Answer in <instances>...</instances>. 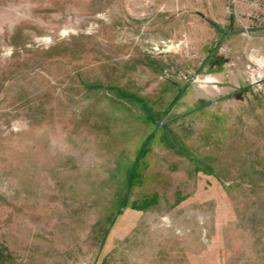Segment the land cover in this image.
<instances>
[{"label":"rangeland","instance_id":"1","mask_svg":"<svg viewBox=\"0 0 264 264\" xmlns=\"http://www.w3.org/2000/svg\"><path fill=\"white\" fill-rule=\"evenodd\" d=\"M0 0V264H264V5Z\"/></svg>","mask_w":264,"mask_h":264},{"label":"crops","instance_id":"2","mask_svg":"<svg viewBox=\"0 0 264 264\" xmlns=\"http://www.w3.org/2000/svg\"><path fill=\"white\" fill-rule=\"evenodd\" d=\"M261 1H264V0H237L236 6L238 8V12L243 13L245 12V10L249 9L248 7H251V6L254 7L256 6L255 4L257 2H261Z\"/></svg>","mask_w":264,"mask_h":264},{"label":"built area","instance_id":"3","mask_svg":"<svg viewBox=\"0 0 264 264\" xmlns=\"http://www.w3.org/2000/svg\"><path fill=\"white\" fill-rule=\"evenodd\" d=\"M255 5H256V6H261V5H264V1L257 2Z\"/></svg>","mask_w":264,"mask_h":264}]
</instances>
